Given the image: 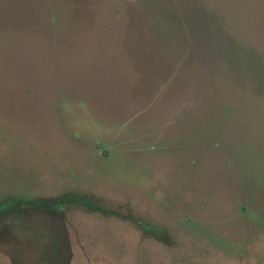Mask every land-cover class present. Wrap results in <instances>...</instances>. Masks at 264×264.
Returning a JSON list of instances; mask_svg holds the SVG:
<instances>
[{
  "label": "rangeland",
  "instance_id": "1",
  "mask_svg": "<svg viewBox=\"0 0 264 264\" xmlns=\"http://www.w3.org/2000/svg\"><path fill=\"white\" fill-rule=\"evenodd\" d=\"M0 264H264V0H0Z\"/></svg>",
  "mask_w": 264,
  "mask_h": 264
}]
</instances>
